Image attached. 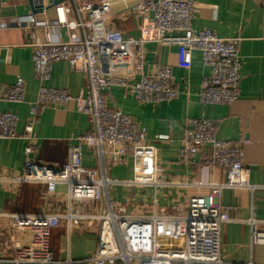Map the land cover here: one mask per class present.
Segmentation results:
<instances>
[{
	"label": "built area",
	"instance_id": "built-area-1",
	"mask_svg": "<svg viewBox=\"0 0 264 264\" xmlns=\"http://www.w3.org/2000/svg\"><path fill=\"white\" fill-rule=\"evenodd\" d=\"M64 1L50 3L63 2L59 5L64 16L59 26L68 31V40L44 44L32 35V63L40 86L26 134L20 137L17 134L20 121L17 114L0 112V139L29 141L25 149V172L7 179L19 185L44 184L49 194L55 193L58 185H65L69 204L102 202L106 211L90 215L73 211L14 214L13 228L21 232L29 230L33 235L26 245L14 243V255L0 258V264H62L55 260L51 233L63 221L69 231L83 221L88 227L99 223L96 251L78 264H230L223 259L222 232L232 219L220 201L221 195L225 189L253 191L256 186L249 184L242 147L218 139L217 122L189 119L179 155L192 168L222 169L226 179L223 183L212 181L206 185L197 182V186H208V192L189 197L187 211L181 208L177 215L168 214L165 208H156L147 216H130L123 208L117 210L108 192L111 184L117 182L107 177L105 165L100 170L85 167L83 155L84 149L90 148L101 162L109 157L113 164H132L134 178L128 184L153 189L155 199L159 190L177 185L159 162L156 147L149 144L146 128L131 115L109 107L104 91L111 85L130 87L136 102L153 106L176 100L181 94L189 95L175 86L171 65L159 66L148 75L144 73L145 44L153 41L178 46V66L186 70L192 67L194 52L201 53L202 62L211 69V74L202 81L199 101L205 105H231L241 94L242 60L238 41L223 39L211 29L194 28L200 0H138L135 10L143 18L138 40H127L121 32L107 27L106 20L117 0L98 3L66 0V4ZM16 24L29 32L38 22L31 15L18 17ZM58 62H66L73 71L86 75L85 94L74 97L67 90L48 85L53 66ZM125 78H131L134 83L129 85ZM25 94V80L19 77L4 90L2 100L22 103ZM72 102L78 112L88 117L91 131L70 140L65 164L54 167L35 161L32 156L38 147L33 128L37 108L67 106ZM258 223L250 221L252 244L264 247V229Z\"/></svg>",
	"mask_w": 264,
	"mask_h": 264
},
{
	"label": "crops",
	"instance_id": "crops-1",
	"mask_svg": "<svg viewBox=\"0 0 264 264\" xmlns=\"http://www.w3.org/2000/svg\"><path fill=\"white\" fill-rule=\"evenodd\" d=\"M50 2L37 0L46 7L41 13L33 11L28 0H0V112L19 116L16 126L19 137L26 134V125L32 119L30 110L40 86L32 63V35L44 44L68 40V31L59 26L64 17L59 5L63 2L48 9ZM137 2L117 0L106 20L107 27L121 32L127 40L141 38L143 18L135 10ZM31 15L38 22L32 25L31 31L17 26L18 17ZM193 25L197 30L211 29L223 39L238 41L242 60L241 94L233 104L205 105L199 101L202 81L211 74V69L202 62L201 53L194 52L192 67L186 70L178 66V46L153 41L145 44L144 73L148 75L159 66L171 65L175 86L189 95L181 94L176 100L153 106L136 102L129 92L130 87L111 85L104 91L109 107L131 115L146 128L149 144L156 147L159 162L177 185L159 190L155 199L153 189L128 184L134 178L132 164H113L109 157L101 162L90 148L84 149L83 163L87 168L99 170L105 165L107 177L118 183L108 188L112 200L124 206L132 205L130 213L124 209L127 215L147 216L156 208H165L172 214L185 208L189 197L208 192V186H197V182L206 185L212 181L223 183L226 179L222 169L192 168L179 155L189 119L217 122L218 139L242 147L249 184L256 186L253 191L249 188L225 189L221 195L220 201L232 219L223 226V259L230 264H264V247L252 244L250 224L255 220L259 228L264 229V0H200ZM19 77L25 80V101L2 100L4 90ZM125 79L129 85L134 83L131 78ZM87 83L84 73L73 71L66 62H58L53 66L48 85L77 97L85 94ZM90 131L88 117L78 112L73 102L67 106L37 108L33 134L38 151L32 157L39 163L61 166L67 161L70 140ZM160 137L165 139L160 140ZM28 144L24 138L0 139V258L4 259L14 255V243L26 245L31 239L29 230L21 232L13 228L14 214L73 211L90 215L106 211L102 202L69 204L65 185H58L55 193L49 194L44 184L19 185L7 179L25 172ZM99 227L98 222L88 227L85 221L71 231L66 221L56 226L51 233L55 260L62 264H78L90 257L98 246Z\"/></svg>",
	"mask_w": 264,
	"mask_h": 264
},
{
	"label": "water",
	"instance_id": "water-1",
	"mask_svg": "<svg viewBox=\"0 0 264 264\" xmlns=\"http://www.w3.org/2000/svg\"><path fill=\"white\" fill-rule=\"evenodd\" d=\"M29 1V4H30V7L33 9V11H39L41 13H43L45 11V6L44 4L42 3H37V0H28ZM53 6H56V2L54 3H49L48 5V9L53 7Z\"/></svg>",
	"mask_w": 264,
	"mask_h": 264
},
{
	"label": "rangeland",
	"instance_id": "rangeland-1",
	"mask_svg": "<svg viewBox=\"0 0 264 264\" xmlns=\"http://www.w3.org/2000/svg\"><path fill=\"white\" fill-rule=\"evenodd\" d=\"M132 51H133L134 55H137V50L135 49V47L132 48ZM137 78H138V75H137ZM95 155H96V153H95ZM15 185H16V184H15ZM114 203L116 204V209H117V210H119L120 208L125 207V208H123V209H127V212H128V213L131 212L130 209L132 208V205L124 206L125 204L123 205V203L118 202V201H116V200L114 201ZM122 206H123V207H122ZM184 210L187 211V208H184ZM177 214H178V211L172 213V215H177ZM29 232H30V231H29ZM30 234H31V237H32L33 233L30 232Z\"/></svg>",
	"mask_w": 264,
	"mask_h": 264
},
{
	"label": "trees",
	"instance_id": "trees-1",
	"mask_svg": "<svg viewBox=\"0 0 264 264\" xmlns=\"http://www.w3.org/2000/svg\"><path fill=\"white\" fill-rule=\"evenodd\" d=\"M28 185H37V184H28Z\"/></svg>",
	"mask_w": 264,
	"mask_h": 264
}]
</instances>
